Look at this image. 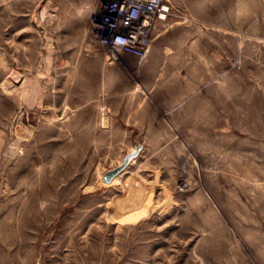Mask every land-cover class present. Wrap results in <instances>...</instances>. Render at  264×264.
I'll list each match as a JSON object with an SVG mask.
<instances>
[{
    "label": "rangeland",
    "instance_id": "rangeland-1",
    "mask_svg": "<svg viewBox=\"0 0 264 264\" xmlns=\"http://www.w3.org/2000/svg\"><path fill=\"white\" fill-rule=\"evenodd\" d=\"M101 1L0 0V264H264V0H166L142 60Z\"/></svg>",
    "mask_w": 264,
    "mask_h": 264
},
{
    "label": "built area",
    "instance_id": "built-area-1",
    "mask_svg": "<svg viewBox=\"0 0 264 264\" xmlns=\"http://www.w3.org/2000/svg\"><path fill=\"white\" fill-rule=\"evenodd\" d=\"M166 0L101 1L94 17V39L110 50L114 60L123 55L145 58L155 27L168 12Z\"/></svg>",
    "mask_w": 264,
    "mask_h": 264
},
{
    "label": "water",
    "instance_id": "water-1",
    "mask_svg": "<svg viewBox=\"0 0 264 264\" xmlns=\"http://www.w3.org/2000/svg\"><path fill=\"white\" fill-rule=\"evenodd\" d=\"M141 151L142 146L134 147L132 152L124 156L120 165L102 175L101 182L105 185H110L115 178L120 176L129 167V165L138 157Z\"/></svg>",
    "mask_w": 264,
    "mask_h": 264
}]
</instances>
